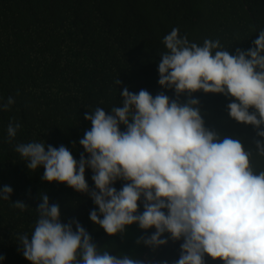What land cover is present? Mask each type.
Listing matches in <instances>:
<instances>
[{
	"label": "clouds",
	"instance_id": "9594fccd",
	"mask_svg": "<svg viewBox=\"0 0 264 264\" xmlns=\"http://www.w3.org/2000/svg\"><path fill=\"white\" fill-rule=\"evenodd\" d=\"M252 43L231 54L219 40L198 45L173 28L163 38L167 51L158 63V84L177 99L124 87L122 106L84 113L91 127L79 144L89 155L81 153L79 161L64 145L16 144L29 170L43 166L42 180L88 193L98 206L89 218L108 235L123 234L133 223L145 230L136 243L147 250L142 260L99 252L78 220L61 221L59 204L45 193L31 236L19 235L23 256L31 264H169L165 256L180 246L172 264H205V255L223 264H264V169L253 164L255 156L264 157V30ZM199 90L234 98L228 115L253 126L260 138L255 150L205 126L200 101L191 95ZM185 92L189 98L181 103ZM14 103L9 96L0 108ZM20 127L8 124L9 143ZM86 168L93 172V189ZM117 180L125 181L119 190ZM12 193L4 185L0 200H11ZM12 206L28 207L22 200Z\"/></svg>",
	"mask_w": 264,
	"mask_h": 264
},
{
	"label": "trees",
	"instance_id": "16d2710c",
	"mask_svg": "<svg viewBox=\"0 0 264 264\" xmlns=\"http://www.w3.org/2000/svg\"><path fill=\"white\" fill-rule=\"evenodd\" d=\"M173 28L198 45L205 39L219 40L235 54L238 48L253 47L264 30V0H0V100L6 102L9 96L15 100L11 115L0 111V123L15 119L21 125L11 143L0 127V188L13 189L11 200H0V255L5 257L0 264H31L22 254L19 235L31 236L38 219L36 207L45 193L50 203L59 204L61 221L78 220L99 252L142 260L146 246L136 241L145 230L138 232L133 223L123 234L108 235L89 218L98 206L88 193L42 180L43 166L29 170L15 145L32 141L64 145L79 161L81 153L89 155L79 144L91 127L84 113L122 106L124 87L133 93L164 91L177 99L174 90L158 84V63L167 51L163 38ZM70 72L77 74L82 87L68 84ZM117 79L122 83L116 84ZM132 81L139 87L131 88ZM194 94L200 96L198 107L206 127L242 141L244 136L255 150L254 141L260 138L253 126L228 115L226 106L234 98L203 90ZM187 97L185 92L178 99L183 103ZM29 113L34 116L27 117ZM120 130L125 126L121 124ZM254 158L257 170L264 169V157ZM92 175L86 168L90 189L95 188ZM124 183L117 180L114 187L119 190ZM16 200L28 207L24 211L13 207ZM179 253L180 246L164 260L172 264ZM205 264L223 261L205 255Z\"/></svg>",
	"mask_w": 264,
	"mask_h": 264
},
{
	"label": "bare ground",
	"instance_id": "6f19581e",
	"mask_svg": "<svg viewBox=\"0 0 264 264\" xmlns=\"http://www.w3.org/2000/svg\"><path fill=\"white\" fill-rule=\"evenodd\" d=\"M67 78H68V84H75V83H79L78 84V87H82L83 85H84V83L81 81V79L77 76V74H75V72H70V74H68L67 75ZM119 79V78H118ZM129 86L132 88V87H134V88H138L139 87V85H137L136 83H133V81L132 82H130L129 83ZM153 96H155V94H152ZM207 95H209V93H207ZM193 97H195V98H198V100L200 101V96L198 95V94H194L193 95ZM189 97H187L186 98V101H187V99H188ZM180 102V101H179ZM3 103H6L5 101H1L0 100V105H2ZM24 106L23 105H21V106H17V108H16V111H19L21 108H23ZM1 110L0 111H3V112H7L9 115H11L12 113H13V111H11V110H9V108H8V110H3L2 108H0ZM106 112H109L111 109L110 108H107V107H105V108H103ZM34 116V114H31V113H29L28 115H27V117H33ZM13 123V124H15V123H17L16 121H15V119H10V120H8L7 122H5V123H0V127H1V129L2 130H4V132L6 133L7 132V127H8V124L9 123ZM256 135V134H255ZM239 138V137H238ZM243 138V144H244V146H245V148L246 149H250V147H249V144H248V142H247V140L245 139V137L243 136L242 137ZM5 139H6V137H5ZM7 140V139H6ZM254 162H256V159L254 158L253 159V163Z\"/></svg>",
	"mask_w": 264,
	"mask_h": 264
},
{
	"label": "water",
	"instance_id": "95a60500",
	"mask_svg": "<svg viewBox=\"0 0 264 264\" xmlns=\"http://www.w3.org/2000/svg\"><path fill=\"white\" fill-rule=\"evenodd\" d=\"M146 264H148V263H146Z\"/></svg>",
	"mask_w": 264,
	"mask_h": 264
}]
</instances>
